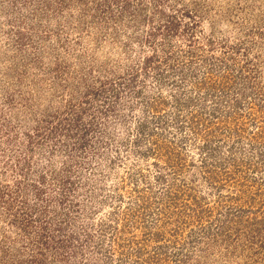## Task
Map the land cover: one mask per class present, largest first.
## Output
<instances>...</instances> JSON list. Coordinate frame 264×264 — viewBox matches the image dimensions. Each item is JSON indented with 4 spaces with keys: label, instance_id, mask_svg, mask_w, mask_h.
Masks as SVG:
<instances>
[{
    "label": "rangeland",
    "instance_id": "1",
    "mask_svg": "<svg viewBox=\"0 0 264 264\" xmlns=\"http://www.w3.org/2000/svg\"><path fill=\"white\" fill-rule=\"evenodd\" d=\"M0 264H264V0H0Z\"/></svg>",
    "mask_w": 264,
    "mask_h": 264
}]
</instances>
